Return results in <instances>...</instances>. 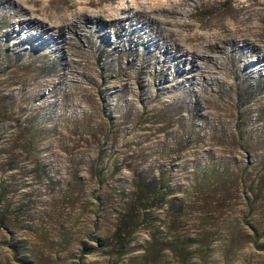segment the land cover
Listing matches in <instances>:
<instances>
[{
	"label": "rangeland",
	"instance_id": "rangeland-1",
	"mask_svg": "<svg viewBox=\"0 0 264 264\" xmlns=\"http://www.w3.org/2000/svg\"><path fill=\"white\" fill-rule=\"evenodd\" d=\"M6 1L0 187L19 217L0 224V264H144V230L124 257L111 241L99 244L140 173L163 176L189 203L187 232L206 226L212 234L192 264H264V201L251 199L264 169V0H160L177 7L190 34L210 36L193 60L167 38L174 25L160 33L165 19L133 15L130 0H91L90 10L112 9L101 18L78 13L77 2L88 0ZM244 38L258 50L245 52ZM201 170L217 182L214 208L198 215L211 183L197 181Z\"/></svg>",
	"mask_w": 264,
	"mask_h": 264
},
{
	"label": "trees",
	"instance_id": "trees-1",
	"mask_svg": "<svg viewBox=\"0 0 264 264\" xmlns=\"http://www.w3.org/2000/svg\"><path fill=\"white\" fill-rule=\"evenodd\" d=\"M261 174L262 176L254 182L256 188L251 189L253 193L251 199L254 203L257 200L264 201L262 200L264 199V169ZM216 177L217 173L213 170H201L196 178L198 182L206 184L211 180L208 192H203L196 201L195 212L198 215L208 213V208H214L215 204L208 201V195L212 194V185L217 182ZM172 190L163 176L152 178L141 173L137 175V181L124 199L125 207L117 216L112 234L109 238L100 240V246L106 247L111 241L113 247L117 249V256L124 257L130 253L131 237L141 229L149 235L147 246H144L140 256L144 264L147 262L160 264V260L164 257L172 258L175 264H192L196 254L202 256L203 251L207 253L213 239L212 234L207 232L209 230L206 226L203 229L196 228L190 232L186 231L185 221L192 210L184 198L173 197L175 193ZM11 206L5 189L0 187L1 225L8 224L12 218L19 217L12 216ZM247 206L250 207V203ZM22 207V205L16 206V209ZM160 213L163 216H160ZM202 217L199 219V226L200 223H204ZM14 249L16 252L19 250L17 246Z\"/></svg>",
	"mask_w": 264,
	"mask_h": 264
},
{
	"label": "bare ground",
	"instance_id": "bare-ground-1",
	"mask_svg": "<svg viewBox=\"0 0 264 264\" xmlns=\"http://www.w3.org/2000/svg\"><path fill=\"white\" fill-rule=\"evenodd\" d=\"M11 1L12 0H7L6 2L8 3ZM0 3L3 4V0H0ZM77 4L79 5L78 13L88 12L89 14H93V16H95L96 18H99V17L101 18V16H106V17L112 16V14H111L112 9L110 8L109 5H108V7H103V6L99 5V9L90 10L89 7L93 4L91 0H88L85 2L80 1V2H77ZM118 4L120 5V2ZM145 4L147 5V8H149L148 11L145 8H143L141 10L134 8L135 5H140L143 7ZM180 4H182V3H180ZM127 11L132 12L133 15H137V12H138V13L142 14L144 16V18H146L148 21H151V22H155V14H160L165 19V21H161V23L159 24L160 25V27H159L160 33L164 32L168 27L174 25V27H176V29L175 30H169L168 31L169 35L167 38L169 39L170 42L174 43L175 50L180 51L182 53L183 57L186 53H189L190 56L193 55L191 57L192 60L194 59L195 55H197V53H195L194 49L197 47L199 48L201 43L208 42L207 38L210 37V36H205V35L202 36V35H199L198 33L197 34H195V33L190 34L188 31L192 30L193 26L189 23H179L178 21H176L177 16L181 17L182 15L177 11V7L173 4H171L169 7L167 6V8H166V7H164L163 4H161L160 0H130L129 4L127 6ZM115 19H117V18H110V22H114ZM35 20H36V22L35 21L34 22L37 25L42 26V24L38 23L39 20H37V19H35ZM117 21L119 22L118 23L119 26H121L120 25L121 20L120 21L117 20ZM56 23L60 27H65V28L70 27L71 29H75V25L73 24L72 20H70L69 18H62V19L60 18V19H58V21H56ZM100 23L103 24V20L100 19ZM128 26L130 27L129 31L132 34L136 35V38H138L137 37L138 36L137 31L139 29H137V27L135 25H132V23H129ZM143 28H145V29L148 28V25L144 24ZM140 29H142V27ZM183 30H185L187 33H183ZM119 32H120V30H119ZM105 35L107 36V33L104 34V37H105ZM213 39H215V37H213ZM180 42L184 43V44L178 45ZM234 43H235V41H233L232 44H234ZM209 44L212 45V43H210V42H209ZM248 45H249L248 39L244 38L243 39V50L245 52L250 53V52L258 50V48L255 47L253 49V51H250ZM208 46H210V45H208ZM213 46H215V44H213ZM186 48H188V49H186ZM198 51H199V49H198ZM175 58L176 57L174 56L172 58V60H175ZM260 61L262 62V60H260ZM192 68L196 69V66L193 65V62H192Z\"/></svg>",
	"mask_w": 264,
	"mask_h": 264
}]
</instances>
